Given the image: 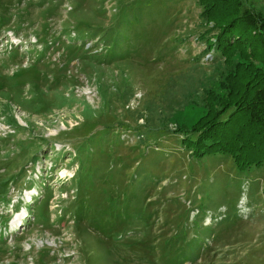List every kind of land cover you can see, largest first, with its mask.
<instances>
[{
	"label": "rangeland",
	"instance_id": "rangeland-1",
	"mask_svg": "<svg viewBox=\"0 0 264 264\" xmlns=\"http://www.w3.org/2000/svg\"><path fill=\"white\" fill-rule=\"evenodd\" d=\"M201 11L0 0V264H264V165L175 130L223 64Z\"/></svg>",
	"mask_w": 264,
	"mask_h": 264
},
{
	"label": "trees",
	"instance_id": "trees-1",
	"mask_svg": "<svg viewBox=\"0 0 264 264\" xmlns=\"http://www.w3.org/2000/svg\"><path fill=\"white\" fill-rule=\"evenodd\" d=\"M197 1L207 25L201 36L223 64L217 86L204 88L200 114L175 130L197 159L230 155L240 172L263 166L264 11L250 0Z\"/></svg>",
	"mask_w": 264,
	"mask_h": 264
}]
</instances>
